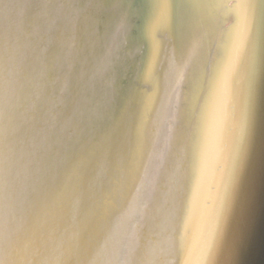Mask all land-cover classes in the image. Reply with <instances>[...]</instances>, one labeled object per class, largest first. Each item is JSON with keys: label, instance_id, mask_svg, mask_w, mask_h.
<instances>
[{"label": "water", "instance_id": "1", "mask_svg": "<svg viewBox=\"0 0 264 264\" xmlns=\"http://www.w3.org/2000/svg\"><path fill=\"white\" fill-rule=\"evenodd\" d=\"M0 264H264V0H0Z\"/></svg>", "mask_w": 264, "mask_h": 264}]
</instances>
